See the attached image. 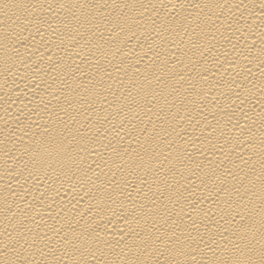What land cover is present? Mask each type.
Listing matches in <instances>:
<instances>
[{
	"label": "bare ground",
	"instance_id": "6f19581e",
	"mask_svg": "<svg viewBox=\"0 0 264 264\" xmlns=\"http://www.w3.org/2000/svg\"><path fill=\"white\" fill-rule=\"evenodd\" d=\"M0 264H264V0H0Z\"/></svg>",
	"mask_w": 264,
	"mask_h": 264
}]
</instances>
